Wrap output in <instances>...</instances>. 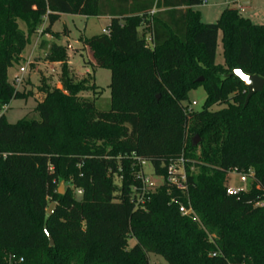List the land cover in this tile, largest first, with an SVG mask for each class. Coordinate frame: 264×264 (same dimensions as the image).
<instances>
[{"label":"trees","instance_id":"trees-1","mask_svg":"<svg viewBox=\"0 0 264 264\" xmlns=\"http://www.w3.org/2000/svg\"><path fill=\"white\" fill-rule=\"evenodd\" d=\"M201 4L0 0V112L35 96L18 91L8 70L45 16L39 47L60 63L62 85L38 86L39 119L9 123L0 113V264H151L150 254L169 264H264V87L245 105L246 87L231 75L264 78V25L234 7L204 23L194 9ZM61 13L110 18L108 33L83 39L93 59L85 63L111 71L109 110L97 109L95 84L94 98L82 95L87 79L76 80L62 33L51 29ZM220 31L224 64L216 63ZM197 86L207 91L204 107L187 111ZM181 158L187 193L167 182L168 165ZM140 161L164 178L143 207L132 201ZM235 167L254 177L231 195ZM182 205L194 213L182 215Z\"/></svg>","mask_w":264,"mask_h":264},{"label":"rangeland","instance_id":"rangeland-1","mask_svg":"<svg viewBox=\"0 0 264 264\" xmlns=\"http://www.w3.org/2000/svg\"><path fill=\"white\" fill-rule=\"evenodd\" d=\"M227 0H209L208 3L199 5L198 10L201 13V19L204 23H216L226 6ZM247 4L245 10L240 11L242 17L249 19L252 23L264 25V0H238V3L231 4V7L237 8L239 4ZM110 19L106 16L101 17H85L82 15H73L68 13H61L51 29L54 33H62L61 39L58 40L62 45L67 47V44L72 46L67 49L68 62L73 74L76 76L77 81L86 78L85 90L82 95L94 98L93 86L97 87L100 91L99 95L95 98V104L98 110L106 111L111 107V71L106 67H95L87 65L85 61L89 60L91 55H88L86 48L83 44V39L104 33V30L109 26ZM20 28L25 30V23L19 21ZM65 32V34H63ZM39 33L33 35L22 53V59L19 63L14 64L8 70V78L13 83L21 66L26 67L24 75V83L16 87L20 92L34 90L37 97L42 94L38 90V86L43 83V79L51 86L62 88L59 81L60 63L45 61V51L41 48H34L35 39L38 43L40 41ZM51 39L50 37L45 36ZM223 33L220 31L218 38V46L216 52V63L224 64L223 56ZM90 50V49H89ZM91 53V51H90ZM90 56V57H89ZM34 63V64H32ZM207 98V91L204 86H197L188 91L187 98L184 100L185 105L191 104L195 101L197 104L193 107L195 110H202ZM37 104L35 96L29 95L26 97H17L10 101L5 110L1 114L5 115L7 122L16 123L24 118L26 119H39V114L34 111ZM224 106L215 105L212 109H220ZM144 173L151 181L156 184H161L164 181L162 176L154 173L153 166L150 162L144 164ZM116 182L119 180L116 178ZM229 188L232 190H247L248 183H242L237 173L232 172L230 175ZM56 202L52 201L48 203ZM54 208V210H55ZM215 236L209 234V238L213 240ZM135 244V239H129V247ZM151 264H169L162 256L157 254L149 255Z\"/></svg>","mask_w":264,"mask_h":264},{"label":"built area","instance_id":"built-area-1","mask_svg":"<svg viewBox=\"0 0 264 264\" xmlns=\"http://www.w3.org/2000/svg\"><path fill=\"white\" fill-rule=\"evenodd\" d=\"M203 3H207V0H203ZM226 3L228 4H234V3H238V0H227ZM246 6L242 5L241 3L237 6V10L239 11H243L245 10ZM46 20H47V16L44 17V23L39 27L38 29V33L41 35L45 24H46ZM104 33H108V29L106 28L104 30ZM67 48L71 49L72 46L70 44H67ZM26 73V67L21 66L16 74V76L14 77L13 80V84L18 87L19 85L24 83V75ZM197 103L195 101H193L191 104H189L187 106V111H191L193 109V107L196 105ZM8 105H4L2 108V111L6 109ZM1 113V112H0ZM147 161H140V167H141V172H140V178H141V186L135 188L133 191L135 192L132 195V201L134 202L135 206L137 207H143L145 205V202L149 199V196H147L149 194V192L151 190H153L158 184L154 183L153 181H151L148 177H146L145 173H144V164ZM237 173L239 175V179L242 183H248V181L250 179H252L254 177V171L252 169H248L247 171L244 170H240L238 168H233L231 170V173ZM167 182L174 185L177 189H179L180 191L187 193L188 192V185H187V174H186V170H185V161L183 158L175 161V162H171L168 165L167 168ZM241 191H245V190H232L228 187L227 189V193L231 194V195H236ZM79 193H81V191H78ZM258 205H263V203H258ZM180 212L182 213V215H191L194 213V211L192 210L191 207H185V206H180ZM22 260V259H21Z\"/></svg>","mask_w":264,"mask_h":264},{"label":"water","instance_id":"water-1","mask_svg":"<svg viewBox=\"0 0 264 264\" xmlns=\"http://www.w3.org/2000/svg\"><path fill=\"white\" fill-rule=\"evenodd\" d=\"M231 75H234L238 78L241 79L243 82L244 86L246 87L247 90V96L245 100V105L248 104L250 98L260 92L263 87H264V78L260 77L259 75L256 74H246L244 73L241 69H234L231 72ZM247 77L248 79H244V77ZM199 80H203V78H200ZM199 142V137H195L193 140V145H197ZM59 193L63 194L64 193V182L62 181L59 186ZM55 208V203H51L47 209L48 214H52L54 212ZM50 244L53 245L54 241L53 239L49 236Z\"/></svg>","mask_w":264,"mask_h":264},{"label":"crops","instance_id":"crops-1","mask_svg":"<svg viewBox=\"0 0 264 264\" xmlns=\"http://www.w3.org/2000/svg\"><path fill=\"white\" fill-rule=\"evenodd\" d=\"M208 1H209V0H207V3H208ZM243 5L247 7V4H243ZM226 6H227V7H231V4L226 3ZM198 7H199V6H196V7H194V9H195V10H198ZM245 9H246V8H245ZM198 11H199V10H198ZM108 18H109V17H108ZM109 19H110V18H109ZM202 22H203V21H202ZM46 36L50 37L49 34H46ZM39 38H40V35H39ZM47 39H49V38H47ZM84 47L86 48V51L88 52V55H91V57L89 56V57H90L89 60L93 61V59H92V53H90L89 47H88V46H85V45H84ZM34 48H40V47H39V42L37 43V42H36V39H35ZM41 50H42V49H41ZM32 64H34V63H32ZM34 93H35V92H34ZM35 97H36V98H40V97H37L36 94H35Z\"/></svg>","mask_w":264,"mask_h":264},{"label":"snow or ice","instance_id":"snow-or-ice-1","mask_svg":"<svg viewBox=\"0 0 264 264\" xmlns=\"http://www.w3.org/2000/svg\"><path fill=\"white\" fill-rule=\"evenodd\" d=\"M244 79H246V80H247L248 78L245 76V77H244Z\"/></svg>","mask_w":264,"mask_h":264}]
</instances>
